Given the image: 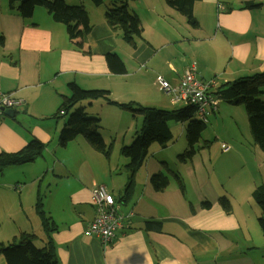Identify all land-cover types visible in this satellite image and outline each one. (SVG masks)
I'll return each mask as SVG.
<instances>
[{"label": "crops", "instance_id": "1", "mask_svg": "<svg viewBox=\"0 0 264 264\" xmlns=\"http://www.w3.org/2000/svg\"><path fill=\"white\" fill-rule=\"evenodd\" d=\"M65 2L83 5L88 13L91 28L85 43L89 54L73 44L65 25L53 20L45 8L37 6L30 18H22L10 8L8 0H0V89L24 100L12 115L0 113V151H18L33 137L44 145L54 142L65 122L64 118L59 124V117L54 115L62 95L69 94L70 82L84 89H106L117 102L172 109L171 105L179 103L170 97L161 96L156 104L151 103L156 101L154 96L148 97L150 86L157 84V75L176 85L184 69L193 63L197 76L211 82L212 90L221 83L264 70V0H199L193 8V23L165 0L128 2L143 28L142 39H136L134 49L115 36L105 21L106 7L102 9L92 0ZM108 53L119 56L126 69L124 74L111 72L105 58ZM261 97L264 100V94ZM86 105L93 111L100 110L97 113L102 119L111 113V124L100 122L105 139L106 135L123 138L132 125L136 129L140 120V116L133 117L104 100ZM241 107L225 101L218 104L217 113H213L217 125L228 116L236 124L241 122L244 133ZM176 126L172 122L171 131ZM181 126L182 130L185 123L181 122ZM247 130L245 136L222 137L219 154L225 162L222 170H229L228 177L237 180L235 187L251 185L254 189L264 184V153ZM80 138L68 143L76 142L77 150L58 159L54 191H47L44 202L41 197L46 214L56 226L51 237L60 264H264V234L250 199L232 202L228 212L217 200L225 195L233 198V193L238 197L231 181L230 188L218 190L217 196L206 186L204 194L189 185L193 196L188 197L186 185L183 183L181 189L172 177L166 188L155 190L149 178L162 171L156 160L168 163V155L158 156L159 149H154L134 176L132 194L120 200L128 182L127 160L119 155L120 146L115 143L106 159ZM116 145L119 148L114 153ZM225 146L230 149L223 151ZM112 160H116V166ZM29 165L9 166L1 172L0 233L6 223L8 230L3 237L6 240L0 243H11L21 232L37 235L41 246L45 241L41 219L35 211L39 190H27L26 198L22 197L26 182L18 173H24ZM201 168L193 163V169L186 173L189 175L191 170L196 175ZM107 179L112 183L108 187L106 182V186L122 215V226L111 244L104 247L97 237L86 236L84 229L96 215L90 202L92 183H105ZM7 188L13 194H8ZM52 194H56L55 206ZM205 201L209 207L202 205ZM146 221H156V228H145ZM4 262L0 255V264Z\"/></svg>", "mask_w": 264, "mask_h": 264}, {"label": "trees", "instance_id": "2", "mask_svg": "<svg viewBox=\"0 0 264 264\" xmlns=\"http://www.w3.org/2000/svg\"><path fill=\"white\" fill-rule=\"evenodd\" d=\"M129 1L135 0H112V3L105 9L104 17L111 29L115 32L120 29L119 37L122 38L121 40L134 49L137 46L136 39H142L143 28L138 16L129 9ZM197 1L199 0H165L168 6L185 16L189 23L194 21L193 8ZM92 2L99 6L103 0H92ZM8 3L10 8L16 9L20 13L22 18H30L37 6L45 8L53 20L65 25L69 39L78 49L86 54L91 52L85 43L91 25L83 5H69L65 0H8ZM105 58L112 73L124 74L126 72L122 60L116 53H108ZM68 87L69 94L62 95V102L54 115L55 118H65L58 135L61 147H65L76 137L82 136L93 150L102 153L106 159L110 158L115 145V138L112 137L110 142L105 141L100 134L101 119L90 117L86 112V104L96 100H104L129 112L133 117H141V124L133 141L129 145H124L123 142L120 145V154L127 158L125 170L128 173V182L120 200H127L132 194L134 176L144 164L150 146L156 143L165 148L173 139L170 122L185 123L187 147L177 156L179 161L191 160L200 148L210 146L207 140L199 144L206 122L199 119L196 106L189 102H185L182 107L165 109L146 106L133 101L117 102L109 97V91L106 89H84L74 82H70ZM263 88L264 70L250 76L221 83L210 91L217 99L244 107L251 138L264 153V100L261 97L264 94ZM208 115L207 122L209 121ZM44 147L45 145L39 139L33 137L18 151H0V172L9 166L32 162L42 155ZM162 164L173 175L176 184L182 189L183 182L179 175L170 170L166 162ZM169 181V176L163 171L152 174L149 178V182L155 190L166 188ZM251 196L261 211L257 221L264 234V184L257 185L252 190ZM218 201L227 212L232 209V204L227 196H220ZM202 205L209 207L210 203L205 201L202 202ZM35 210L41 219V227L45 233L43 245L36 246L34 244L38 238L34 233L21 232L13 238L11 243H0V255H3L5 259L3 264H60L51 237L56 226L53 219L43 209L40 196L35 203ZM94 210L96 213L95 207ZM88 224L85 228L88 227ZM156 224V221H146L145 228H156Z\"/></svg>", "mask_w": 264, "mask_h": 264}, {"label": "rangeland", "instance_id": "3", "mask_svg": "<svg viewBox=\"0 0 264 264\" xmlns=\"http://www.w3.org/2000/svg\"><path fill=\"white\" fill-rule=\"evenodd\" d=\"M104 2H102L101 4V8H105L107 6H109L112 3V0H103ZM131 3V1H129ZM115 36L118 35L120 36V29H117V31L115 32L113 29H111ZM122 39V38H121ZM156 78V76L154 77ZM168 82V81H167ZM150 92L147 93L148 97L154 96L156 101H151V103L156 104L154 102H157V100L159 98H161V96H163L164 98H168L170 97V95L168 94V96L161 94V93H165L163 92L158 84H155L154 86H150ZM264 89V88H263ZM3 91V90H2ZM5 92H9V91H5ZM147 97V95H146ZM220 101V102H219ZM223 101L221 99H218V104L220 105ZM169 103L170 100H169ZM179 103L177 106L171 105V108H178V107H182L183 105H185V102H176ZM162 106V105H161ZM218 107V106H217ZM243 107V106H242ZM239 108V109H243V115L245 116L244 122L246 124H244V127L246 128L244 133H241L242 130V125L241 122L239 124H236L234 121H232V118L230 117H226L224 122L219 123L217 125L216 122V118L214 117L213 114L208 115L209 121L205 123V128L203 129L202 133H201V142L199 144H202V142L204 140L209 141L210 146L209 147H202L200 148L195 155L193 156V159L191 160H187V161H179L178 157L176 156L177 154L179 155L180 153H182L184 151V149L187 147V141H186V137H185V130L184 128L181 130V122H177V121H172L173 123H176V127L172 128L173 131V139L171 140V144H169L168 147L166 148H160V146L156 143H153L150 148H149V154L147 156V158L150 157V155L154 154V149H159L160 154L158 156L161 155V153H164L166 155H168V168L172 171H174L176 174L179 175V177L181 178L182 182L184 183V185H186L187 188V193H188V197L193 196L191 189L189 187V185H192L195 190L201 191L204 194H206L205 188L204 186L211 188L212 192H214V194L217 196V192L219 191H226L228 190V188H230V181L232 182V188L235 187V184L237 182V180L233 179V178H229L228 177V172L229 170H225L223 171L222 169H224L225 166V162L222 161V158H224L223 156H220V148H219V144H220V140L222 139V137L226 138L228 136V134H237L239 136H245V134L247 133V129H249L248 124L246 123V114H244L245 109L243 108ZM159 108H165V107H159ZM96 109V108H95ZM166 109H170V108H166ZM86 112L87 115L90 117H99V113L100 110L98 111H93V109L88 108V105H86ZM217 113V110L215 111V114ZM227 115L232 117V112H228ZM111 113L108 114L107 117H105V119H102L101 117V123L102 122H107L108 124L112 123V117H111ZM62 119H64V117H59L58 121L59 124H61ZM170 122V124L172 123ZM100 123V124H101ZM105 124V123H104ZM141 124V117L139 122H137L136 125V129L134 130V126L132 125L131 129H129V131L124 135V137L122 138H118L115 139L114 143L118 144L119 146L121 145L122 139H123V143L124 145H129L132 141L133 138L135 136V131L139 129ZM101 125H100V130H101ZM182 132V133H181ZM181 133V134H180ZM249 133V132H248ZM100 134L102 135V137L104 138L105 141H111L112 139L109 138V135H106V139H105V131L100 132ZM83 138L82 136H78V138ZM80 138V139H81ZM223 142V141H222ZM225 143H229L228 139L224 140ZM185 144V145H184ZM116 145L114 148V153H116V151H118L119 146ZM174 145V146H172ZM79 148V146L77 145L76 142H71L70 144H67L65 147H61L59 145L58 142V134L55 135V141L54 142H50L49 144H46L43 150V154L39 157H37L34 161L28 163L30 164L29 166H26L24 173H18L19 176H21L22 178V182L25 183L24 187V193L22 194L23 198H26L27 195V190L33 191V190H39V195L40 197H42V200L44 202L45 196L47 194V191H54V186L56 185L55 182V174L56 171L60 168V163L58 162V159L60 158L61 160H63L65 158V156L67 154H69L70 152H72L73 150H77ZM176 150V151H175ZM179 151V152H178ZM118 154H116L117 157ZM121 155V154H119ZM175 157V160H169V157ZM122 157L124 159L127 160V158H125L123 155ZM214 157L219 158L218 160L215 159ZM146 158V159H147ZM153 158L156 160V155H153ZM160 166H161V170L163 172H165L169 177H172L173 179H175L173 177V175L171 173H169L166 168L164 167V165L156 160ZM193 163H195V165H200V167H202L200 169V171L198 172V170H196V175L197 179H196V175H194V173L191 171L193 169ZM112 164H114L115 166L117 165L116 160H112ZM227 167V166H226ZM189 169H191L189 171V175H187L186 170L188 171ZM2 173L0 172V175ZM155 174V173H153ZM114 176V178H116L117 174H112ZM152 175V174H151ZM5 177V176H4ZM37 177L36 182L33 183L32 180ZM48 182L50 183L48 185ZM107 182L108 187L111 186V181H109L107 179V181H105V183ZM106 184V185H107ZM66 185V183H65ZM49 188V189H48ZM65 187L63 186V189ZM253 187H251V185H244L242 187H235V191L238 194V197L235 196V193L233 198L230 197L229 195H225L229 198V200H231L230 202H245L246 200H249V203L254 207L253 208V212L255 213V216H260L261 211L259 209V207L257 206V204L255 203V201L253 200V198L250 196V193L252 191ZM59 190V189H58ZM7 192L8 194H13L8 188H7ZM56 193V192H55ZM1 194V193H0ZM223 194V193H222ZM18 195V193L16 194ZM56 194H52L51 198L52 199V206H55V198ZM216 196H214L213 198H217ZM218 200V199H217ZM45 206L43 204V209L45 210ZM36 211V210H35ZM257 214V215H256ZM258 218V217H257ZM7 223L1 228V233H0V240H6L3 239L6 233V231L8 230L7 227ZM29 226V225H28ZM37 234L39 235L40 233L37 231ZM12 239V238H11ZM34 244L36 246H41L40 241L35 240Z\"/></svg>", "mask_w": 264, "mask_h": 264}, {"label": "built area", "instance_id": "4", "mask_svg": "<svg viewBox=\"0 0 264 264\" xmlns=\"http://www.w3.org/2000/svg\"><path fill=\"white\" fill-rule=\"evenodd\" d=\"M155 82L161 90L170 95L173 102H189L195 105L199 119L204 122H207V115L217 108L218 99L210 91L212 83L202 81L197 76L193 63L184 69L176 85H171L160 75L156 76ZM23 103V99L0 89V113L4 109H16ZM223 150L228 151L229 146H225ZM90 202L96 209V217L84 229V234L97 237L105 247L111 244L117 230L121 228L122 215L117 211L113 195L104 182L93 181Z\"/></svg>", "mask_w": 264, "mask_h": 264}, {"label": "water", "instance_id": "5", "mask_svg": "<svg viewBox=\"0 0 264 264\" xmlns=\"http://www.w3.org/2000/svg\"><path fill=\"white\" fill-rule=\"evenodd\" d=\"M3 112L4 114L12 115L14 113V109H4Z\"/></svg>", "mask_w": 264, "mask_h": 264}]
</instances>
